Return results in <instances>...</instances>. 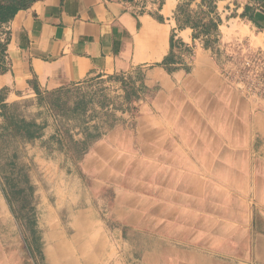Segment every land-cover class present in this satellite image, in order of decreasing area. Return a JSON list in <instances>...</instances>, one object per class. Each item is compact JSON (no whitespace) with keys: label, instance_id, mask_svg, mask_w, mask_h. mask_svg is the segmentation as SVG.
Here are the masks:
<instances>
[{"label":"crops","instance_id":"1","mask_svg":"<svg viewBox=\"0 0 264 264\" xmlns=\"http://www.w3.org/2000/svg\"><path fill=\"white\" fill-rule=\"evenodd\" d=\"M211 18L219 19L210 35L219 52L183 24ZM171 36L191 48L189 62L177 50L163 63ZM238 40L264 46V0H153L144 9L136 0H37L1 24L0 112L36 91L145 68L147 94L80 162L85 192L94 198L98 186L114 197L105 221L90 223V206L75 212L92 230L83 244L90 260L120 264L112 235L137 249L141 264H191L205 259L193 246L241 244L226 231L259 220L252 208H264V111L220 74L232 67L223 50ZM53 133L47 126L34 141Z\"/></svg>","mask_w":264,"mask_h":264},{"label":"rangeland","instance_id":"2","mask_svg":"<svg viewBox=\"0 0 264 264\" xmlns=\"http://www.w3.org/2000/svg\"><path fill=\"white\" fill-rule=\"evenodd\" d=\"M194 30L205 47L207 35L200 26ZM210 38L208 47L221 51L215 50V39ZM189 49L190 56H182L186 62L192 55ZM235 49L234 42L223 50L225 60L232 61L230 69L238 59ZM144 70L136 68L91 78L39 91L40 95L8 104L10 113L33 120L43 125V129L50 126L54 133L46 140L0 139V264H101L90 260V254L83 250L84 238L92 230H86L83 219H77L75 212L90 206L96 212L88 217L90 223L95 219L105 221L103 213L114 197L109 189L98 186L92 188L94 198L85 192L80 162L92 140L119 122V115L135 111V102L147 94ZM131 88L134 93L126 98ZM88 132L90 137L85 136ZM61 136L64 139L60 144ZM48 158L53 167L47 165ZM252 211L253 218H259L252 222V229L226 231L240 235L241 244L220 247V252L216 251L219 248L216 240L209 247L193 246L204 251L205 259H196L191 264H264V208L253 207ZM106 231L108 234L109 229ZM111 236L120 264H141L137 249L123 247Z\"/></svg>","mask_w":264,"mask_h":264},{"label":"trees","instance_id":"3","mask_svg":"<svg viewBox=\"0 0 264 264\" xmlns=\"http://www.w3.org/2000/svg\"><path fill=\"white\" fill-rule=\"evenodd\" d=\"M34 1L37 0H0V26L2 23L7 22L11 19L14 14L19 9H25L29 7ZM219 19H209L207 21H199L198 19H193L192 21H185L183 24H190L194 29L198 26L201 27L203 34L207 35L206 40L204 42V46L208 47L211 43L212 39L210 38L211 33H214ZM197 32V31H196ZM197 36V33H195ZM182 46V43L177 39H174L173 36L170 38V53L165 58L163 63H171L175 61L174 53L179 50ZM6 43L0 41V60L5 51ZM1 62V61H0ZM168 68V67H167ZM4 68L0 63V72L3 71ZM133 89H129L126 92V98H130L133 95ZM37 95H40L39 91H36ZM8 104H1V117L2 122L0 123V139H4L5 137H17L21 139H33L40 135L41 130L43 129V125L36 123L33 120H25L24 118H19L16 115L10 113L8 111ZM62 134V131H61ZM86 137H90L91 133H86ZM62 136L58 138V142L62 143ZM74 144H78L75 143Z\"/></svg>","mask_w":264,"mask_h":264},{"label":"built area","instance_id":"4","mask_svg":"<svg viewBox=\"0 0 264 264\" xmlns=\"http://www.w3.org/2000/svg\"><path fill=\"white\" fill-rule=\"evenodd\" d=\"M152 2L153 0H136L140 9ZM235 44L238 55L236 65L232 69L222 67L221 74L245 96L260 101V108L264 111V46L252 49L243 40H238ZM180 52L184 56H190V49L185 46L181 47Z\"/></svg>","mask_w":264,"mask_h":264},{"label":"bare ground","instance_id":"5","mask_svg":"<svg viewBox=\"0 0 264 264\" xmlns=\"http://www.w3.org/2000/svg\"><path fill=\"white\" fill-rule=\"evenodd\" d=\"M7 222V221H6ZM2 231V230H1Z\"/></svg>","mask_w":264,"mask_h":264}]
</instances>
